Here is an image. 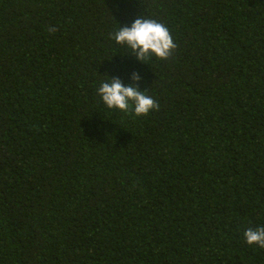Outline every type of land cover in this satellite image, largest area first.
I'll use <instances>...</instances> for the list:
<instances>
[{"label":"trees","instance_id":"trees-1","mask_svg":"<svg viewBox=\"0 0 264 264\" xmlns=\"http://www.w3.org/2000/svg\"><path fill=\"white\" fill-rule=\"evenodd\" d=\"M139 16L168 60L112 39ZM260 227L264 0H0V264H264Z\"/></svg>","mask_w":264,"mask_h":264},{"label":"clouds","instance_id":"clouds-1","mask_svg":"<svg viewBox=\"0 0 264 264\" xmlns=\"http://www.w3.org/2000/svg\"><path fill=\"white\" fill-rule=\"evenodd\" d=\"M49 30L54 32L55 28ZM112 39L117 44L129 48L135 59L144 63L153 56L166 61L177 48L168 27L155 19L142 16L136 18L131 26H121L112 35ZM132 79L139 81L140 77L133 74ZM98 94L107 108L124 113L131 110L137 117L146 116L160 107L155 99L145 94V91H140L132 84L125 86L118 78H110L109 82H103L98 88ZM244 237L247 244L264 248V227L248 228L244 232Z\"/></svg>","mask_w":264,"mask_h":264}]
</instances>
